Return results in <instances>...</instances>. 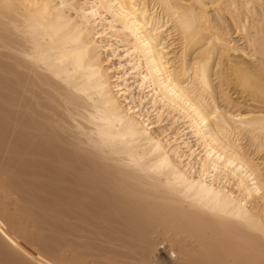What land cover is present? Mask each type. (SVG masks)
<instances>
[{
  "label": "bare ground",
  "instance_id": "6f19581e",
  "mask_svg": "<svg viewBox=\"0 0 264 264\" xmlns=\"http://www.w3.org/2000/svg\"><path fill=\"white\" fill-rule=\"evenodd\" d=\"M0 264H264V0H0Z\"/></svg>",
  "mask_w": 264,
  "mask_h": 264
},
{
  "label": "rangeland",
  "instance_id": "374dc122",
  "mask_svg": "<svg viewBox=\"0 0 264 264\" xmlns=\"http://www.w3.org/2000/svg\"><path fill=\"white\" fill-rule=\"evenodd\" d=\"M116 60H112L111 63L113 64Z\"/></svg>",
  "mask_w": 264,
  "mask_h": 264
}]
</instances>
